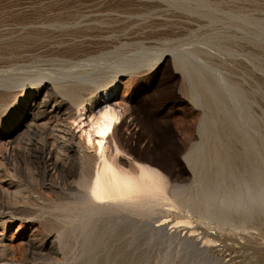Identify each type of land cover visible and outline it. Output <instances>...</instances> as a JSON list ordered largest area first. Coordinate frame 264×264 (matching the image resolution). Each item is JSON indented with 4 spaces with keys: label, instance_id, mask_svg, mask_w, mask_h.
I'll list each match as a JSON object with an SVG mask.
<instances>
[{
    "label": "rangeland",
    "instance_id": "374dc122",
    "mask_svg": "<svg viewBox=\"0 0 264 264\" xmlns=\"http://www.w3.org/2000/svg\"><path fill=\"white\" fill-rule=\"evenodd\" d=\"M65 1L0 0V17L25 16L29 12L36 13L37 11L34 10L40 9L43 5H57ZM202 1L217 7L216 14L226 18L227 13H235L238 14L236 17L240 18L248 14L252 18L260 16L264 19V0ZM25 2L28 4H24ZM173 3L174 1L165 2V0H92V2L76 0L72 6H74L73 13L88 19V16L91 18L92 15L87 10L88 5L93 7L96 4H103L105 8L102 10L106 14L117 16L121 24L127 26L126 34L134 32L145 34L150 30L160 33L151 44H148L151 50L145 52L141 48L148 45L141 44L142 40H125L106 48V51L117 50L120 54L118 56L128 53V56L135 57L148 53L147 55L153 58L147 70L134 77L121 73L117 79V86L107 102L110 104L116 101L120 104L126 102L125 105L129 106L130 112L134 108L138 109L145 122V127L135 126L134 116L130 115L120 125L119 133L125 152L120 153L119 157L128 162L140 161L159 170L171 184L168 186L171 188L169 189L177 188L179 201L188 205L185 204L183 209L170 211L166 207L156 208L154 211L141 210L137 213L131 210L120 212L107 210L106 214L97 215L94 220L89 216L92 222L86 228H83L80 222L75 223L74 226L69 218L81 213L76 210L68 213L55 208L56 204L62 202L57 199V190L58 188L63 190L64 187L61 184L58 187V181L55 183L43 176L39 169V166L42 167L40 161L26 150L30 137L26 133H21L20 144L15 146L23 155H27L28 152L29 156L24 155L23 159L19 156L23 164L20 166L19 163L11 167L5 178L6 182L14 186L9 189L11 192H9V205L17 202L19 206L22 202L20 204L22 208H17L19 218L0 227L1 261L8 260L9 264H264V180L263 187L252 182L241 162L233 164L234 170L227 172L222 179L221 176L210 172L212 169L206 162L203 163V156L200 158L203 164L198 165L196 170L192 168L193 165L187 159L189 150L200 142L197 136L202 113L199 109L193 108L189 84L176 70L172 60V55L177 52L207 50L210 55L205 56L207 58L205 63L194 55L186 59V67L197 70L195 76H192L193 83L202 88L204 77L211 80L208 71L213 70L216 76H223L227 86L238 83L242 87L241 93L246 110L249 109L258 116V110L261 111L262 103L264 105V95L263 101L259 96L261 87L259 78L264 79V74L260 73L259 68L262 66L264 69V50L261 54L260 43L255 36L247 37L242 32L232 43L234 47L230 53H218L205 46L204 48L200 42L203 41V35L210 31V27L207 18L202 17L200 11L207 9L195 10L194 1L190 3L191 8L187 9L178 2H175V5ZM64 12L60 11V13ZM148 24L151 27H148ZM248 49L258 55L254 64L249 63L247 59ZM166 50H168L166 55L157 62L161 52ZM167 56L170 57V63L165 67L163 61ZM47 60L35 62V67L39 69L34 67L32 69L46 71L51 64ZM242 61L249 63L250 66L245 69L240 65ZM171 74L176 76L174 82L171 81ZM107 88L108 92L113 90L112 85ZM97 96L94 115L99 112L101 103L106 98L105 91L98 90ZM180 97L187 101L180 103L179 100H182ZM21 108L20 98L11 101L7 109L0 107V115L5 112L4 110L8 111L7 113L17 114L11 132L23 125L24 120L18 115ZM116 110L122 114L123 109L116 108ZM166 119L169 120L168 125L164 122ZM77 131L78 129H75V132ZM219 132L218 140L220 139L222 144L225 138L222 139V130ZM38 142L41 144L40 141ZM183 145L186 150L183 149ZM179 175L185 176L184 181L172 182ZM174 185L177 187L174 188ZM49 186H54L56 189L53 191ZM132 213L135 216L130 215ZM29 215H32V218ZM185 219H191L192 224L181 223ZM161 223L164 224L163 228L170 230L169 237L164 236L163 232L154 230V226ZM191 230L194 231L193 235H190ZM64 231L65 236L60 245L59 243L50 245L46 242L48 236L58 235ZM227 231L228 233H225Z\"/></svg>",
    "mask_w": 264,
    "mask_h": 264
},
{
    "label": "bare ground",
    "instance_id": "6f19581e",
    "mask_svg": "<svg viewBox=\"0 0 264 264\" xmlns=\"http://www.w3.org/2000/svg\"><path fill=\"white\" fill-rule=\"evenodd\" d=\"M166 1L178 2L186 9L191 8L190 3L194 1L195 10L207 9V11H200L202 17L207 18L210 27V31L204 32L203 41L200 42L203 47L213 49L218 53H230L234 47L232 43L242 32L247 37L257 38L256 40L260 43V52L263 54L264 19L260 16L252 18L246 14L240 18L236 17L238 14L227 13L226 18L217 15L218 8L213 7L207 1ZM75 3L76 0H67L57 5H43L40 9L34 10L37 11L36 13L29 12L25 16L0 17V107L7 109L11 101L14 102L20 98L22 108L18 115L24 120L21 127L18 126L11 132L12 125L15 124L16 112L7 113L8 111L4 110L5 112L0 115V227L19 218L17 208H22L20 206L22 202L19 206L17 202L9 205V189L14 186L6 182L5 178L11 167L19 163L20 166L23 164L19 156L21 158L24 155L29 156L28 152L27 155H23L15 146L20 144L21 133H26L30 137L26 150L40 161L42 167L39 166V169L43 176L55 183L58 181V187H60L59 184L64 187L63 190L57 187V193L55 191L57 199L62 201L56 204L55 208L68 213L73 210L81 213V215L69 218L74 226L75 223L80 222V225L86 228L90 226L94 217L103 216L107 210L119 212L131 210L137 213L141 210L154 211L156 208L166 207L170 211L180 210L185 208V204L188 205L179 201L180 196L177 192L179 190L177 188L170 190L171 188L168 187L170 183L159 170L140 161L128 162L119 157L120 153L125 152L119 133L120 125L130 115L134 116L133 125L135 126L145 127V122L138 113V109L134 108L130 112L129 106L125 105L126 102L123 104L119 101L114 104L107 102L117 86V79L121 73L134 77L146 71L153 58L151 59L148 53H138L139 55L135 57L128 56V53L118 56L117 50L106 51V48L125 40H142L141 44L148 45L160 33L157 34L150 30L145 34L142 32L126 34L127 26L121 24L117 16L106 14L102 10L105 8L103 4H96L93 7L88 5L87 10L90 14L92 13V15L89 14L91 18L87 15L88 19H83L82 16L73 13L74 6L72 5ZM60 11L65 12L60 13ZM43 12L49 14L44 15ZM141 49L145 52L151 50V47L148 45ZM206 51L186 50L172 55L176 70L189 84L193 108L199 109L202 113L197 136L200 142L191 150L187 149L189 150L187 160L191 162L195 170L198 165L206 162L212 169L210 172L221 176V179L233 169L235 166L233 164L241 162L240 164L249 173L251 181L262 186L264 180V105L262 103L261 111L257 109L258 116L253 111L246 110L241 93L242 87L238 83L227 86L223 76H216L211 69V72H208L212 81L204 77L202 88H199L198 84L195 85L192 76H195L197 70L188 69L185 65L186 59L194 55L205 63L207 62L205 56L210 55ZM166 52L168 50L161 52L157 62L166 55ZM246 52L249 63L254 64L258 55L253 50L248 49ZM43 59H48V63H51L49 68H45L46 71L37 70L39 68L35 67L34 63ZM163 62L165 67L169 65L170 57L167 56ZM28 63L31 64L24 66ZM21 64L24 65L20 66ZM248 64L240 62L245 69L250 66ZM33 67L37 68L36 71L32 69ZM259 68L260 73L264 74L263 67ZM170 78L174 82L176 76L171 74ZM259 79L261 87L260 95H258L263 101L264 79L263 77ZM109 85H112L113 90L108 92ZM100 89L105 91L106 98L102 101L99 112L94 115L93 109L98 102L97 94ZM180 99H182L179 100L180 103L187 101L183 97ZM116 108L123 109L122 114ZM164 122L168 125L169 120L166 119ZM105 128L110 131L106 136H99L98 131ZM75 129L78 131L75 132ZM148 129L153 131L149 127ZM219 130H222V139L225 138L222 144L220 139L218 140ZM89 138L91 143H89ZM183 149L186 150L184 145ZM202 156L204 157L203 163L200 159ZM184 177V175H179L172 182H182ZM49 189L54 191L56 187L49 186ZM130 215L135 216L133 213ZM191 219H185L181 223L192 224ZM163 225L162 223L156 224L154 230L168 236L170 230L163 228ZM192 232L194 233L191 230L190 235H193ZM64 236L65 231L58 235H50L46 242L50 245L54 243L60 245ZM9 263L8 260H0V264Z\"/></svg>",
    "mask_w": 264,
    "mask_h": 264
},
{
    "label": "snow or ice",
    "instance_id": "6c2138e0",
    "mask_svg": "<svg viewBox=\"0 0 264 264\" xmlns=\"http://www.w3.org/2000/svg\"><path fill=\"white\" fill-rule=\"evenodd\" d=\"M108 131H110V129L105 128L103 130L98 131L97 134L99 136L103 137V136H106L107 135ZM89 143H91V139L90 138H89Z\"/></svg>",
    "mask_w": 264,
    "mask_h": 264
}]
</instances>
